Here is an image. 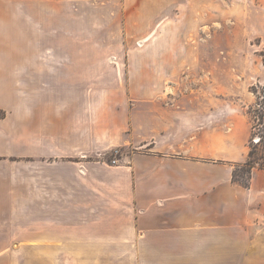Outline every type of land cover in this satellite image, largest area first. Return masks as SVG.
<instances>
[{
  "label": "crops",
  "instance_id": "0c3cea01",
  "mask_svg": "<svg viewBox=\"0 0 264 264\" xmlns=\"http://www.w3.org/2000/svg\"><path fill=\"white\" fill-rule=\"evenodd\" d=\"M188 2L179 4L183 15ZM24 17L44 23L51 16ZM187 36L173 46L151 43V55L178 56L157 57L151 71L183 65ZM164 38L175 39L170 30L157 36ZM217 53H204L213 72L206 94L163 95L158 74L79 80L76 55L63 56L56 41L1 48L0 247L37 248V264H62L67 252L70 264H109L111 256L133 264H264V168L251 169L247 187L232 180L248 159L251 126L247 107L231 95L232 78H217ZM79 83L119 94L79 96L72 90ZM118 145L132 151L119 165L63 159ZM0 264L11 261L1 254Z\"/></svg>",
  "mask_w": 264,
  "mask_h": 264
},
{
  "label": "rangeland",
  "instance_id": "374dc122",
  "mask_svg": "<svg viewBox=\"0 0 264 264\" xmlns=\"http://www.w3.org/2000/svg\"><path fill=\"white\" fill-rule=\"evenodd\" d=\"M182 1L45 0L46 6H28L25 0H0V49L36 46L39 41L44 45H53L56 41L62 46L63 56L69 50L76 55L75 67L79 80L85 76H99L105 82L117 77L127 83L129 76L132 80L144 81L158 74L166 79L161 87L163 95H204L213 77V72L206 65L210 64L211 58L204 53L216 48L218 53L214 58L222 67L217 71V78L222 84L232 78V84L228 83L229 88L232 85L231 95L237 96L240 104L247 107L245 111L250 120L251 137L254 132H259L261 136L259 143H252L250 137L251 160L255 166L264 167V118L261 119L264 116V5H260V0H188L187 11L183 15L179 5ZM42 12L51 16L44 23L24 20L26 14L35 16ZM54 15L61 19L53 21ZM169 30L175 39L168 42L165 38L157 39V36ZM156 31H160L159 35L155 34ZM182 33H187L186 40L190 47L183 65L174 71H151L150 64L156 62L157 57L163 63L178 57L151 55V43L161 47L167 44L173 46L174 42L178 45L182 42ZM150 34H154L152 39L149 38ZM87 48L91 53L86 54ZM67 57L70 58V55ZM62 68L66 69L65 65ZM173 82L175 88L171 86ZM68 89L63 88V94ZM72 90L73 94L79 96L85 94L86 90H93L94 95L104 90L119 94L116 87L104 88L96 84L93 88H87L79 83ZM94 105V116L99 117V110L96 109L98 103L94 102ZM69 120L67 113L63 116L65 132L69 130ZM130 154L132 151L129 147L118 145L86 156L77 154L73 158L63 159L89 160L114 166L123 163ZM113 158L117 159L115 164L110 162ZM236 170L241 180L247 177L244 167L239 166ZM126 249L128 251L129 248ZM1 254L8 256L11 264H37L34 262L37 248L0 247ZM62 259V264H70L68 252L63 253ZM109 264L133 262L128 259L120 261L111 256Z\"/></svg>",
  "mask_w": 264,
  "mask_h": 264
},
{
  "label": "trees",
  "instance_id": "16d2710c",
  "mask_svg": "<svg viewBox=\"0 0 264 264\" xmlns=\"http://www.w3.org/2000/svg\"><path fill=\"white\" fill-rule=\"evenodd\" d=\"M262 118H264V116L261 117V119ZM261 123H263V122L261 121ZM252 154H253L252 146L250 144V149H249L247 161L244 164L237 166V167H239V166L244 167V170L247 171V177L245 179H242V180L240 179L241 175H240V173H237V170H236L237 167L236 166L233 168V172H232V180L239 183L240 185H242L244 187H247L249 185V175H250L251 169L255 166V163L252 162V160H251ZM262 168H264V167H262Z\"/></svg>",
  "mask_w": 264,
  "mask_h": 264
},
{
  "label": "built area",
  "instance_id": "2783aa9c",
  "mask_svg": "<svg viewBox=\"0 0 264 264\" xmlns=\"http://www.w3.org/2000/svg\"><path fill=\"white\" fill-rule=\"evenodd\" d=\"M253 130H255V127L252 128ZM261 139V136L259 135V132H254L253 136L251 137V142L252 143H259ZM117 161V159L113 158L110 162L111 164H115V162Z\"/></svg>",
  "mask_w": 264,
  "mask_h": 264
}]
</instances>
